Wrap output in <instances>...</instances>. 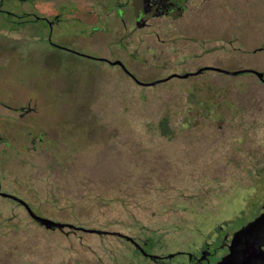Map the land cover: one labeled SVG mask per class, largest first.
I'll return each instance as SVG.
<instances>
[{"label":"rangeland","instance_id":"rangeland-1","mask_svg":"<svg viewBox=\"0 0 264 264\" xmlns=\"http://www.w3.org/2000/svg\"><path fill=\"white\" fill-rule=\"evenodd\" d=\"M92 9L83 7L74 29L88 36L110 30ZM247 15L240 40H230L235 19L213 22L219 32L211 29L204 43L196 34L204 31L184 24L160 30L159 38L145 35L139 58L111 45L115 33L83 37L78 45L124 59L143 81L211 66L264 69V50H238L264 47V0L255 4L254 23ZM35 36L28 43L24 31H0V190L57 221L158 238L156 253L185 249L216 225L252 217L264 200V83L256 75L206 70L141 86L120 67L49 46L48 52ZM194 144L225 151V166L176 164L177 149ZM151 170L155 177H148ZM59 189L80 205L68 206L52 193ZM132 250L119 236L46 228L0 196V264H123Z\"/></svg>","mask_w":264,"mask_h":264},{"label":"flooded vegetation","instance_id":"flooded-vegetation-1","mask_svg":"<svg viewBox=\"0 0 264 264\" xmlns=\"http://www.w3.org/2000/svg\"><path fill=\"white\" fill-rule=\"evenodd\" d=\"M256 3L257 0H0V31H24L27 39L26 42L28 43L35 39V34L38 33V38L47 45L48 52L49 46L77 56L106 62L109 65L122 68L138 85L148 86L141 82L152 81H143V79L136 76L127 67L124 59L113 60L110 57L102 56L99 51L98 53H93L91 51L87 52L85 48L78 45V41L81 42L83 37L93 39L97 37L100 32L109 34L115 33L119 38L117 41H113L111 45L123 49L126 52L129 51L128 53L130 55L139 58L141 55L146 54L147 51L145 47V35L150 37L156 35L159 38L161 35L160 30L171 33V30L178 31L179 29H183V25L186 24L187 30L204 31L203 33H196L198 38L203 39L202 43H204V41L210 37L213 22L232 21V19L236 20V24L231 27L232 29L229 33L230 40H237V38L240 40L245 34V28L242 24L243 13L248 14L247 22L254 23L252 20L254 18ZM84 6H91L93 8L91 14L95 15L96 21L111 24V29L105 31L99 30L98 28L95 29L90 36L76 31V27H78L83 20L81 15L78 14H80ZM229 7L238 8V14L235 16L229 13L227 14L225 9ZM67 9H70V15H67ZM211 13L218 15L227 14V19L220 20L216 18L209 20L210 18L208 17ZM35 23H42L43 25H35ZM216 30L217 27L215 26L213 31L216 32ZM257 30L258 28L255 26L254 32L257 33ZM217 32H219V29ZM190 39L194 41L195 37L191 36ZM129 45L133 46V51H130L131 48ZM148 48L151 49V47ZM238 50H240L239 53L242 54L244 51L245 53L259 50L263 51L264 47L249 50L240 46ZM115 61H120L122 63H114ZM211 67L215 68L201 67L190 72H197L204 68L203 71L197 74H191L185 78H180H192L193 76L205 73L206 70H212L223 74L229 73L220 69L228 71L245 70L244 72H250L256 75L259 80L264 83V69L261 68L252 67L229 70L219 66ZM257 72L262 73L263 77ZM185 73L183 72V74ZM240 74L241 73L229 75ZM156 80L160 79H155L153 81ZM195 98L196 102L201 104L206 103L200 96H195ZM159 130L165 135L169 134V132L172 134L174 133V129L161 128ZM188 130L192 131V129ZM240 131L241 130L238 132L240 133ZM240 136H242V134ZM241 141L242 137H239V142ZM206 148L207 147L204 145L194 144L186 147V149H177L180 151L181 157L176 164H184L183 162H185L188 164L191 163L193 166H198L205 162L212 161L215 165L225 166V151H222L223 153L220 154L218 150ZM194 151H197L195 155ZM254 157H257L256 153ZM256 161L258 160L256 159ZM158 167L159 166H156L155 169ZM153 170L148 171V177H155ZM263 212L264 200H260V205L251 218H245L241 214L242 218L240 219L236 218L233 221L216 225L211 232L203 237V239L199 241L195 240L193 244H188L187 248L170 252L161 251L156 253L151 249L155 248L156 244H158V238L155 239L153 237V239L152 237H148L140 240L134 237L140 246L127 240L133 246V254L123 258V264H220L231 252L234 235ZM252 253L255 258H262L263 261L261 264H264V235L260 240L256 241ZM170 254L174 255L170 256ZM152 255H158V257Z\"/></svg>","mask_w":264,"mask_h":264},{"label":"water","instance_id":"water-1","mask_svg":"<svg viewBox=\"0 0 264 264\" xmlns=\"http://www.w3.org/2000/svg\"><path fill=\"white\" fill-rule=\"evenodd\" d=\"M114 63H122L120 61H115ZM205 68H215V67H205ZM220 69V68H217ZM203 69L198 70L197 72H188L185 74H178L174 73L167 78L152 81V82H141L145 85H153L158 82L168 80L173 78L174 76L179 77H188L191 74H197ZM223 70L229 74H239L244 72L245 70H235V71H228L224 69ZM260 76L263 77L262 73L257 72ZM0 196L11 199L16 201L17 203L21 204L25 207L29 215L40 225L45 226L49 229H63L66 227L82 230L88 233H96V234H107V235H114L119 236L121 238H124L126 240L134 242L137 246H140V244L136 241V239L128 235L126 233L120 232V231H112V230H106L101 228H89L84 226H78L71 222H62L57 221L52 218L40 215L37 213L34 208L31 206V204L26 200L23 199L17 195L4 192L0 190ZM264 235V212L258 216L256 219L251 221L249 224H247L245 227H243L241 230H239L233 238V243L231 246V252L220 262V264H261L263 259L262 258H255V256L252 253V249L254 248L256 241L260 240L261 237ZM174 254H170L172 256ZM158 257V255H152Z\"/></svg>","mask_w":264,"mask_h":264},{"label":"trees","instance_id":"trees-1","mask_svg":"<svg viewBox=\"0 0 264 264\" xmlns=\"http://www.w3.org/2000/svg\"><path fill=\"white\" fill-rule=\"evenodd\" d=\"M41 137V136H40ZM41 140H43V137H41ZM55 183V182H54ZM56 184V183H55ZM52 193H55L56 195H59V197H66L65 198V202L66 204H68V206L70 207H77L80 205V200L79 198H76L74 196H72L71 194H68V196H66V194H63V192L61 191V189H59L58 191H54ZM54 196V195H53Z\"/></svg>","mask_w":264,"mask_h":264}]
</instances>
